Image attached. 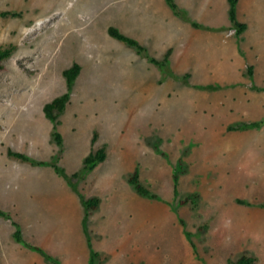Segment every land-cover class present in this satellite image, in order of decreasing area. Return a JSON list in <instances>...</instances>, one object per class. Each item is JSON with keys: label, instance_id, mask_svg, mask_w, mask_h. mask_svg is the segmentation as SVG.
Masks as SVG:
<instances>
[{"label": "rangeland", "instance_id": "obj_1", "mask_svg": "<svg viewBox=\"0 0 264 264\" xmlns=\"http://www.w3.org/2000/svg\"><path fill=\"white\" fill-rule=\"evenodd\" d=\"M218 1L188 0L191 7H178L187 19L176 15L167 0L156 3H167L174 16L190 27L195 28L192 22L200 21L201 28L195 29L208 35L228 30V9L222 10ZM154 2L0 0L1 12L21 14L18 18H0V48L16 46L0 71V207L12 211L15 204L27 233H32L46 249L73 258L71 247L63 242L70 228L56 231V225L63 220L51 210L55 184L51 174H44L40 168L48 167L83 206V231L95 264L100 259L94 255V241L102 245L104 238L103 232L95 234L89 225L94 220L100 230L120 229L123 221L115 211L120 209L115 194L128 207V228L122 230L128 237L117 235L118 242L128 246L113 249L119 260L111 264H121L122 257L127 258L128 264H236L242 256L255 257L257 264H264V167L255 163L251 149L236 148L239 141L227 138L234 132L229 127L252 123L229 125L220 118L224 110L228 113L224 100L231 94L230 88L214 82V77L221 78L228 67L217 66L212 77L203 81L187 59H182L178 72L170 61L177 79L169 77L161 83L162 71L146 55H139L135 48L109 36V28H116L137 41L151 57L162 56L158 60L171 51H164L158 37L173 35L171 44L176 49L196 50L199 63L209 48L219 45L217 39L194 42L170 23L160 26L163 15L157 14ZM249 3L250 17L256 4L264 0ZM249 34L247 41L254 43L253 32ZM241 36L237 34L239 45ZM111 41L121 50L110 48ZM75 63H82V72L65 112L58 117L57 128L62 137L59 145L53 136L55 123L43 109L67 93L63 73ZM148 64L155 67V72L149 70ZM246 67V75L252 81L247 73L251 66ZM223 68L225 72L221 71ZM187 74L188 81L184 79ZM151 77H157L154 85L147 84ZM158 86L160 93L164 90L160 99V93L155 92ZM251 88L259 90L252 84ZM95 132L99 138L94 145ZM41 140L47 145V158L46 150L35 144ZM79 144L92 147V151L99 144L105 145L111 147L113 155L121 150L128 152L134 159V168L142 173V183L158 199L140 197V202L136 198L132 201L130 185L117 176L109 182L90 180L100 164L84 174V167L77 165L72 154ZM9 150L45 165L13 159ZM43 158L46 161L40 160ZM72 163L75 166L69 167ZM176 175L180 179L177 188ZM91 194L101 195L105 202L103 211L95 215L88 214L85 204ZM194 194L197 199L181 204ZM237 199L251 205H239ZM7 215L8 219L0 217L11 220ZM20 229L16 227V231ZM21 237V242H17L15 234L12 237L20 246L15 251V264H27L26 251L38 255V264H62L22 234Z\"/></svg>", "mask_w": 264, "mask_h": 264}, {"label": "crops", "instance_id": "obj_2", "mask_svg": "<svg viewBox=\"0 0 264 264\" xmlns=\"http://www.w3.org/2000/svg\"><path fill=\"white\" fill-rule=\"evenodd\" d=\"M153 3L155 10H158L157 14L163 15V19H161V24L167 26L169 23L174 25L175 30L178 33H185L186 37L191 39L192 41L199 40H207V39H217L219 41V45L215 48H209L206 53V58L202 62L199 63V59L196 57L197 51L194 49H185L181 50L179 48L176 49L175 44L172 45V37L167 38H157L161 43H163L164 51L171 50V66L173 70L178 72V67L182 63V59H187L190 67L197 68L193 71L194 73H201L200 77L203 81H207L210 77H212L213 73L217 70V66H226L227 72L224 71L223 68L221 71L225 73L221 75L219 78L217 75L214 77V82L221 83L224 87H229V99L224 100V104L228 109V113L224 110L222 114L221 120L228 121L229 125L238 122H261L264 120V3L256 4V11L253 16H247L248 8L250 6V0H237L236 7V15L240 24L248 25L247 30L241 36V43L239 45V39L237 38V30L232 27L231 20L226 24V28H228L227 32L222 34L218 33H209L205 35L204 32L196 30L190 25L183 24V22L177 19L173 11L167 5V3ZM188 0H175L176 5L180 9H186L191 7L192 3H187ZM191 1V0H190ZM217 3H220L222 6V10L226 11L228 9V13L230 11V0H220ZM188 6V7H187ZM230 16V14H229ZM230 19V18H229ZM200 24V21L197 22ZM162 28V27H160ZM253 32L254 34V43L248 42L247 39L250 38L249 32ZM164 34V33H163ZM165 36L167 34H164ZM164 36V37H165ZM179 37V36H178ZM178 39V38H177ZM156 40V42H158ZM243 42V43H242ZM245 43V44H244ZM108 46L112 49L119 48L121 50V46L116 42H112L108 44ZM166 49V50H165ZM207 49V47H206ZM131 52V51H130ZM132 53V52H131ZM165 53V52H164ZM133 54V53H132ZM130 54V55H132ZM157 59L161 58L160 55H155ZM134 60H138V58L133 55ZM223 59V61H222ZM225 61V62H224ZM193 62V63H191ZM224 62V63H222ZM82 65V63H80ZM249 65L253 68V79L252 81L246 75V66ZM149 70H153L155 72V67L148 64ZM180 73V72H179ZM157 77H152L148 81V85L153 84L154 80ZM192 80L195 81V74L192 77ZM245 84V85H244ZM251 84L259 88L258 91H254L251 88ZM161 86V85H160ZM158 86L155 89V92L160 93V89ZM250 86V87H246ZM251 88V89H250ZM164 96L163 92L158 95L159 99ZM237 98V100L234 99ZM216 107V106H215ZM215 107L212 110H215ZM234 110V113L231 111ZM226 111V112H225ZM229 140H237L238 144L235 146L236 148L242 146H246L245 149L249 148L253 151V156L255 158V163L258 164L259 167H264V126L261 129H247L243 131H234L230 135H228ZM39 149L44 148L46 150V157L49 154L47 145H45V141L42 140L38 143H35ZM106 147L107 158L106 160L100 164V166L96 169V171L91 175V179H101V183L104 181H110L112 177H120L122 181L127 182L129 185V179L133 176L137 168H134L135 162L128 152L121 150L116 155H113L111 147L100 146L96 150ZM228 149V148H227ZM239 150V149H238ZM92 152V147H86L83 145H76L73 150V158L78 161L77 165L84 167V161ZM114 157V159H113ZM41 161H46V159H40ZM72 160H69V162ZM75 166L73 163L69 166ZM149 167V166H148ZM44 170V174L50 175L51 179L55 184V196L51 199V210L59 214L57 217L60 220H63L62 223L56 225V231L58 232L61 227H69V233H64L68 237L62 238L63 242L67 241V246L71 247L74 257L68 255H60L54 251L46 249V247L42 246L37 238L32 233H27L26 228L22 224V219L19 213L17 206L13 205V210H5L0 207V211L9 214L11 216V220H5L0 217V264H15V251H18L20 246L12 240L13 235L16 233V227L14 224H17L21 227L20 232L25 239L31 240L32 244L35 247H39L42 250L46 251L49 255L58 258L61 260L62 264H95L94 260L90 259V252L87 249V242L85 240L84 229H83V218H84V209L83 206L79 203V200L73 195L66 185V183L56 175L55 171L48 167H40ZM67 169V166H66ZM68 172V169H67ZM75 172V171H74ZM73 172V173H74ZM140 173V179L142 182V173ZM180 180V179H179ZM221 181V180H220ZM51 182V185H52ZM143 184V183H142ZM144 185V184H143ZM130 193L133 199H139L140 196L134 188L130 185ZM157 195V194H156ZM116 198V205H119L120 209L116 210L117 215L121 216V221H123V225H121L120 229L118 227L114 229H104L102 230L100 226H97L94 223V220L89 225V230L93 231L95 234L100 232L103 234L104 243L99 244L94 241V255L96 258H99L100 261L97 264H111V262H118V257L114 255L113 249L120 247H127L128 245H121L118 241L117 235L127 239L128 234L122 233L123 228L127 230L128 225L125 223L127 221L126 216L128 212L127 205H124L121 199L118 200V194L114 195ZM158 196V195H157ZM97 198L100 203L96 210H89V215H95L103 211L105 202L103 201V197L101 195L91 194L87 197L86 201L89 199ZM141 199V198H140ZM139 199V202H140ZM122 203V204H119ZM132 204V202H130ZM113 208H117L114 206ZM113 209H111L112 211ZM60 212V213H58ZM47 215V214H46ZM49 216V215H48ZM124 216V217H123ZM123 217V218H122ZM58 221V220H56ZM59 222V221H58ZM133 226H131L132 230ZM224 230V229H223ZM70 234V236H69ZM131 236V240H132ZM109 242V243H108ZM62 244V243H61ZM27 264H38L39 257L37 254L29 253L26 251ZM121 264H128L127 258H120Z\"/></svg>", "mask_w": 264, "mask_h": 264}, {"label": "trees", "instance_id": "obj_3", "mask_svg": "<svg viewBox=\"0 0 264 264\" xmlns=\"http://www.w3.org/2000/svg\"><path fill=\"white\" fill-rule=\"evenodd\" d=\"M167 1L169 5L171 6V8L174 10L176 15H178L179 17L183 19H187L186 16L182 13V11L179 10L178 6L174 3L173 0H167ZM236 7H237V0H230V11H229L230 20L232 23V27L237 30V34L240 37L245 32L247 26L244 24H240L237 21ZM20 16H21L20 13L10 12V11H2V12L0 11V18H18ZM192 25L195 28H201V25L198 23L192 22ZM109 36L113 39H116L128 45L129 47L135 48L139 55H146L148 61L152 65L157 66L162 71L163 77L160 81L161 83H163L164 80H166L169 77L176 78V76L174 75L170 67L171 51H168V53L166 54L163 60H158L148 55L144 47H142L137 41L121 34L116 28H113V27L109 28ZM15 50H16V46H14L13 44L0 48V71L4 70L3 62L9 59L12 56V54L15 52ZM81 72H82V67L78 63H75L71 68L65 70L63 75L67 82V89H68L67 93L47 103L43 109L45 116L49 120L55 123V132L53 133V136L59 145L62 144V137L58 133V128H57L58 117L65 112L67 105L71 100V92L74 88V85L77 79L81 75ZM247 73L249 77H253V68L249 67ZM189 77L190 75L187 74L184 79L188 81ZM263 126H264V121L243 123L237 126L229 127V130L230 131H240V130H246V129H261ZM98 138H99V134L98 132H95L94 139H93L94 145L97 143ZM8 155L9 157L13 159H16L22 162H28L34 166H44L45 165L44 163H39L37 161L30 159L28 156L22 153L14 152L12 150L8 151ZM106 158H107L106 147H102L98 150H93L84 161V168H83L84 174L92 172L99 164L103 163L106 160ZM174 180H175V184L177 188L179 177L176 175L174 177ZM129 183L140 196L144 198L153 199V200L158 199V196L155 193H153L149 188H147L146 186L142 184L141 179H140L139 170L135 171L133 176L129 179ZM197 198H198V195L196 194L190 195L188 198L182 201L181 204L186 205L192 199H197ZM236 202L239 205H248V206L251 205L241 199H237ZM99 203L100 201L97 198H93V199H89L85 201L86 207L89 210H96L99 206ZM261 207H264V204H262ZM0 216L3 218H7V219L9 218V216L2 211H0ZM14 225L15 227L18 228L17 224H14ZM15 238L17 242L22 241L21 232L19 230L16 231ZM37 251H39V249H37ZM236 264H257V259L252 256H242L236 262Z\"/></svg>", "mask_w": 264, "mask_h": 264}]
</instances>
